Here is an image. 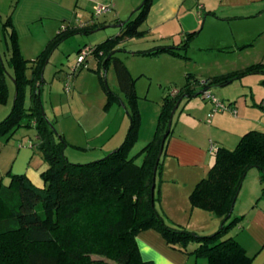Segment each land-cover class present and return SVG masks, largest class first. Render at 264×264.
I'll use <instances>...</instances> for the list:
<instances>
[{
	"label": "trees",
	"instance_id": "1",
	"mask_svg": "<svg viewBox=\"0 0 264 264\" xmlns=\"http://www.w3.org/2000/svg\"><path fill=\"white\" fill-rule=\"evenodd\" d=\"M152 2L144 0L134 10L135 17L122 20L119 34L91 47L90 53L98 57L97 71L102 67L106 71L112 64L121 91L111 89L104 80L107 95L104 107L108 109L115 102L124 104L131 125L117 148L88 162L69 159L65 153L69 142L46 116L41 98L44 68L58 42L68 36L66 28L61 27L35 58H28L22 52L12 16L5 19L3 31L10 40L8 65L13 70L16 96L12 110L0 121V139L9 140L22 125L34 126L39 138L36 148L48 166L41 172L42 185L36 184L26 172L12 171L8 172L9 181L0 183V264H156L144 259L138 246L137 235L147 228L160 231L170 245L204 257L206 264H252V255L234 234H229V229L243 217L234 215V205L252 167L260 170V197H264V130L245 131L234 147L213 148L208 174L189 194L192 207L221 217L219 228L210 233L168 221L155 203L159 195L158 176L173 130L172 123L167 134L172 110L182 95L197 94L190 85L200 82V78L187 74L188 80L178 93L164 95L153 137L137 154L130 156L139 138L142 116L136 78L116 51L120 38L144 34L140 25L147 18ZM91 25L95 27L96 23L79 28L88 31ZM196 33L197 30L188 31L178 46L159 45L139 52L169 51L187 56L186 49ZM8 65L0 49V103L8 102L10 97ZM260 70H264V62L207 77L203 84L221 85ZM28 87L31 102L26 106ZM139 156H142L141 162L137 161ZM194 241L197 245L190 247Z\"/></svg>",
	"mask_w": 264,
	"mask_h": 264
},
{
	"label": "rangeland",
	"instance_id": "2",
	"mask_svg": "<svg viewBox=\"0 0 264 264\" xmlns=\"http://www.w3.org/2000/svg\"><path fill=\"white\" fill-rule=\"evenodd\" d=\"M157 1L160 0H153L152 5ZM206 1L208 2V0ZM210 1L216 4L215 0ZM37 2L39 3L36 4ZM113 2L109 0H0V49L7 65L11 53L9 49L10 40L5 37L3 23L8 15L12 16L22 52L28 58H35L45 48L49 40L59 32L61 27L64 26L66 28L65 31L68 36L58 42L44 68V83L41 90V98L44 112L52 120L53 126L60 133L63 132V128L66 129L67 137L65 136V138L68 142L69 140L72 142L74 140L73 135H77L75 140L82 144V146L76 147L69 143L65 149V153L67 156L69 155V159L74 162H88L105 155H93L95 154L93 150L86 148L87 146L84 144L87 136L84 130L80 129L77 131L76 129V133L75 131L71 132L70 126L74 124V121L70 118V111L79 114V111L85 109L88 103L103 101L106 103L107 95L104 89V80L111 89L119 93L121 92L113 65H109L106 71L102 67L98 72V57L92 53L87 55L85 61L87 63L86 66L82 64L76 69L74 68L80 53L79 49L92 47L98 42L120 33L122 24L119 25V23L121 22L113 21L114 17H117L116 4ZM137 2L135 8L125 10L124 19L136 16L137 12L135 11L134 13V10L144 0H137ZM199 2H205V0H179L177 10L179 15L177 14L175 17L168 19V21L152 29L148 25L147 16L140 25V29L144 30L143 35L126 36L120 38L118 41L117 48L119 49L116 51V54L123 58L133 76L136 78V90L139 94L138 103L142 116V128H147V124L153 115L155 116V126L157 125L164 94L167 92L170 93L174 88L184 86L189 71L196 70L198 75L202 70L217 74L243 68L253 62H264V34L257 39L256 44L251 45L249 48H244L245 50L242 49L241 51L224 52L210 47L211 44H218L222 40H218L219 38L214 37V35L221 36V32H223L229 37H233V34L241 29L240 27L244 22L240 19H225L221 16L214 18L209 16L206 20L207 12L209 11L208 9H204ZM98 4H107L110 5V8L106 12L96 14L95 7ZM218 14H222V11H218ZM198 17L200 21H198ZM181 21H184L189 26V29H183ZM94 22L96 26L93 27L91 25L88 31H83L85 28L83 30L79 28L84 24H93ZM103 22H105L104 24L106 26L104 25L102 27L101 24ZM50 25H53L50 31L53 33L48 36V28ZM194 25H197V28H195L197 33L190 40L187 50V54L193 57L174 55L169 51H161L156 54L139 52L140 50H149L158 47L159 44L178 46L184 41L187 32L194 30V28L192 29ZM8 69L10 71L7 73L10 97L8 102L0 103V121L12 110L16 96V82L11 74L13 70L9 65ZM28 71L30 70L28 69ZM72 72L75 74L73 75ZM103 72L106 75L101 74ZM70 73L72 74L71 77H69ZM67 83H70V91L66 89ZM96 86L98 87L97 92L95 90L93 91V88ZM191 86L192 88H197L200 84L196 83ZM208 89L226 104H231L229 102L230 99H238V116L241 118L250 116V119L253 121L249 124L250 126L247 125L248 130L264 129V108L262 106L264 104V70L244 74L225 85L212 86ZM30 90V87H28L25 100L26 106L31 102L29 98ZM185 99L179 104L173 117L174 126L178 122L189 124V120L194 119L188 114L194 104L197 103L199 105L197 106L198 112H201L205 103H212L211 99L204 96L203 91L201 93L197 92L192 99H188L187 97ZM115 107H118L117 109L121 111V114H116L112 110L109 122L113 125V129H116L121 123L122 115L123 119L128 121L129 129L131 117L127 107L119 102L115 103ZM242 107L248 109L246 115ZM249 111L252 112H250V115H247ZM216 113L222 114L227 119V122L225 121L226 125L235 123V120L233 119L232 121L230 117H238L237 115L234 116L230 109H224ZM206 117L202 116L204 120H206ZM113 120L114 122H112ZM212 124L218 126L214 122ZM155 129L156 127L154 128V132ZM35 130L36 128L34 126L22 125L13 136L23 137L28 141L30 135H35ZM206 130L205 127L202 128L203 132ZM225 134L229 138V142L232 143L231 146L234 147L238 139V135L234 129L225 131ZM117 138L118 135L114 140ZM208 138H214V141L216 140L213 134H209ZM144 144L141 139L137 140L130 151V156L137 154ZM137 161L141 162L142 156H139ZM253 169L258 168L252 167L250 172L246 174V179H244L246 182L242 188L241 195L245 193L247 188H251L252 184L250 179L252 173H254ZM253 183L256 184L255 182ZM237 207L235 208L234 215L238 214ZM194 221L198 222L197 220ZM203 221L204 218L200 219L199 222L201 223L199 224H204L202 223ZM187 223L190 224L188 228L195 231L192 227L195 226L193 225L195 223H189V221ZM212 228L213 225H210L206 230H214ZM236 228V226L230 228L229 234ZM193 243L197 245V242L194 241Z\"/></svg>",
	"mask_w": 264,
	"mask_h": 264
},
{
	"label": "crops",
	"instance_id": "3",
	"mask_svg": "<svg viewBox=\"0 0 264 264\" xmlns=\"http://www.w3.org/2000/svg\"><path fill=\"white\" fill-rule=\"evenodd\" d=\"M109 1H114L116 4L115 9L117 17H114V22H122V20H124L125 10L135 8L138 3L137 0ZM178 2L179 0H160L153 4L147 15V22L150 28L152 29L153 27L168 21V19L175 17L179 13L177 12ZM215 2L216 4L212 3L210 0H208V2L206 0L205 2H199L204 9H208L209 11L207 12L206 20L209 16L211 18L221 16L225 19H240L244 23H242L240 27L241 29L237 30L233 34V37H229L223 32H221V36L214 35V37L216 36L219 38L218 40H222H220L218 44H211L210 47L224 52H235L241 51L244 48H249L251 45L256 44L257 39L264 34V0H215ZM220 10L222 11V14H218V11ZM198 21H200L199 17ZM104 23L105 22L101 24L102 27L105 25ZM181 25L183 29H189V26L186 25L184 21H181ZM52 27L53 25H50L48 28V36L53 33L50 32ZM193 28L195 30L197 25H194L192 29ZM222 41L224 42L222 43ZM188 48L189 45L186 49V53ZM187 56L193 57L188 54ZM247 66L224 73L241 70ZM194 71H189L187 74L191 73L200 79L202 78L200 82L195 81L192 83L200 84L199 87L194 88L195 91L201 88L198 91L201 93L206 88L226 84L205 86L203 82L207 77L223 73L213 74L212 72L208 73L202 70L198 75L196 70ZM191 85L190 87H192ZM179 88H174L177 90V93ZM182 89L186 90L185 87ZM94 90L97 92L98 87H94L93 91ZM195 95L196 94H193L187 98L192 99ZM183 100H186L185 97L182 101ZM229 102L232 104H230L232 108L237 109V106L239 105L238 99H230ZM115 103L106 109L104 107V101L98 103L91 102L90 104H87L85 109L79 111V114H75L70 111V118L74 121V124L70 126L71 132L75 131L76 133V129L77 131L80 129L84 130L87 136L84 145L87 146L86 148L93 150L95 153L93 155H104L115 147H118L125 139L128 130V121L123 119V115L121 116V123L116 127V129H113V125L109 122L112 110H114L116 114H121V111L117 109L118 107H115ZM197 106H199L197 103L194 104L191 111L188 112L191 118H194L189 120V124L181 122H178L176 126L173 124V130L167 142L166 153L163 156L162 171L158 176L159 193L157 192V194L159 195L158 198H156L155 203L159 211L168 221L180 223L182 225L184 223L187 227L190 225L187 223L189 221V223H195L193 224L195 226H192L195 231L210 233L219 228L221 217H217L210 211L198 207H192L189 194L196 183L208 174L213 163V148L217 147L219 144L232 147V143L229 142V138L226 136L225 131L234 129L238 135V142L241 135L248 130L247 127L250 126L249 124L253 121L250 119V116H244L243 118L239 117L238 109L236 113L230 109V111L233 112L232 114H234V116L237 115L238 117H230L232 121L233 119L235 120V123L226 125L225 121L227 122V119H225L222 114L220 115V113H216L223 110L214 111L213 102L205 103L201 112H198ZM243 110L246 115V112L248 113V109L245 107ZM250 112L252 111H249V114L247 115H250ZM202 116H207L206 120H204ZM112 122H114V120ZM213 122L218 126H214L212 124ZM155 127V116L153 115L147 124V128H140L138 140L141 139L142 142L146 144L147 141L153 137ZM203 127L207 129L205 132L202 131ZM62 131L64 136L67 137L66 129L63 128ZM209 134L215 135L216 140L214 141V138L209 139ZM117 135L118 138L114 140ZM76 136L77 135H73L74 140H72V142L69 140V143L76 147H80L82 144L75 140ZM38 141L39 138L36 134V130L35 135H30V139L28 141L19 136H13L9 140L0 139V183L2 181L8 182L10 179L8 172L12 171L26 172L36 184H43L41 172L47 168L48 164L36 148ZM250 170L248 172H250ZM253 170L254 173H252V177L250 179L252 184L251 188H247L245 193H242L241 195L242 188L246 182V180H244L236 199L234 211L238 206V214L236 215H242L243 217L236 225L237 228L233 230L231 234H234L244 245L247 252L252 255V264H264V197H260L262 193L260 170ZM203 218L204 221L202 223L204 224H199L201 223L199 220ZM194 220H197L198 222H195ZM210 225H213L212 229L214 230H206L210 227ZM137 241L142 257L146 260H152L156 264H206V259L204 257H196L195 255L189 254L178 247L170 245L162 233L155 228L141 230L137 235ZM195 245L196 243L192 242L190 247Z\"/></svg>",
	"mask_w": 264,
	"mask_h": 264
},
{
	"label": "built area",
	"instance_id": "4",
	"mask_svg": "<svg viewBox=\"0 0 264 264\" xmlns=\"http://www.w3.org/2000/svg\"><path fill=\"white\" fill-rule=\"evenodd\" d=\"M110 8V5H107V4H98L96 7H95V13L96 14H100L102 12H105L106 10H109ZM64 27V26H63ZM91 51V47H88V48H83L80 50V53L77 57V64L75 65V69L78 67V66H81L82 64H84V66L87 65V63H85V60H86V56L90 53ZM72 74L70 73L69 74V77H71ZM66 89L67 91H70V83H67L66 85ZM172 94H175L177 93V90L176 89H173ZM203 94L206 98H209L212 100V102L214 103V111H217V110H224V109H231L234 113L237 112V109L235 108H232L229 104H226L225 102L219 100L217 98V96L215 94H213L211 92L210 89L206 88L203 90Z\"/></svg>",
	"mask_w": 264,
	"mask_h": 264
},
{
	"label": "water",
	"instance_id": "5",
	"mask_svg": "<svg viewBox=\"0 0 264 264\" xmlns=\"http://www.w3.org/2000/svg\"><path fill=\"white\" fill-rule=\"evenodd\" d=\"M122 23H123V22L119 23V25H121ZM105 26H106V25H105ZM198 93H199V92H198ZM183 98H184V96L182 95V96L178 99L176 105L174 106V108H173V110H172L171 118H170V120H169V128H168L167 134L169 133V131H170L171 127H172L173 116H174V114H175V112H176V110H177V108H178V106H179V104L181 103V101H182ZM165 139H166V136H165L164 139H163V143H162V146H161V149H160V153H159V156H158V161L160 160V157H161V154H162V151H163V146H164ZM157 165H158V164H157ZM157 165H156V167H155V172L157 171V167H158ZM155 177H156V176H155ZM155 185H156V182L153 183V189H154Z\"/></svg>",
	"mask_w": 264,
	"mask_h": 264
}]
</instances>
